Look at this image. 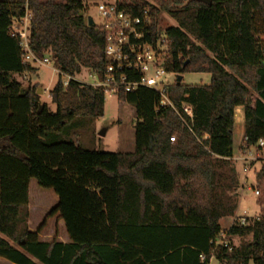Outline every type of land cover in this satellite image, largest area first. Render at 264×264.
<instances>
[{"label": "trees", "instance_id": "obj_1", "mask_svg": "<svg viewBox=\"0 0 264 264\" xmlns=\"http://www.w3.org/2000/svg\"><path fill=\"white\" fill-rule=\"evenodd\" d=\"M115 2L131 16L148 10L151 32L170 40L166 70L208 73L209 83L174 80L166 94L175 110L158 107L151 88L120 93L136 118L131 152L43 143L76 117L102 116L103 90L76 75L85 69L103 76L105 33L88 25L83 0H0V257L14 264H208L214 252L222 264H264V161L254 171L258 215L245 225L220 224L238 205L235 107L243 112L240 150L264 139V0ZM25 7L30 50L58 72L49 90L53 112L46 103L39 109L35 84L13 76L36 71L22 62L18 38L9 33ZM161 12L175 25L159 28ZM183 103L192 108L191 120ZM31 179L57 198L35 229L28 227ZM51 217L66 241L40 238ZM221 233L231 245L233 237L242 240L230 250L216 248Z\"/></svg>", "mask_w": 264, "mask_h": 264}, {"label": "rangeland", "instance_id": "obj_2", "mask_svg": "<svg viewBox=\"0 0 264 264\" xmlns=\"http://www.w3.org/2000/svg\"><path fill=\"white\" fill-rule=\"evenodd\" d=\"M64 1V0H57ZM105 1V0H102ZM87 6L85 12L86 17H91L95 25L100 24L93 1L83 0ZM159 28L175 25L173 19L167 14L160 13L158 15ZM36 68L33 74H13L14 78L21 82L23 86L35 84L36 93L39 95V104L46 103L50 111H55V105L50 101L49 90L58 79V72L53 63L49 61L47 65L34 64ZM62 82L67 77H60ZM76 79L82 82L93 84L97 79L92 76L88 70L82 69L76 75ZM175 79V75L169 72L165 76V80L171 81ZM208 73H184L181 82L186 85L190 84H208ZM237 115V114H236ZM235 116V115H234ZM237 120V116L234 117ZM135 114L133 107L120 101L115 95L105 94L103 114L99 117H76L65 125L60 132L47 133L41 138L43 143H51L54 141H73L84 149L100 150L104 152H131L134 148V125ZM104 131V134L100 132ZM241 150L237 149L236 141H234L233 153L234 157H239ZM235 161L236 170L239 177L240 188L238 189V205L235 215H241L246 212L248 217H256L259 208L256 203V195L254 194V171L258 170L260 163L251 162L249 170L243 171L244 161L233 159ZM28 227L35 229L51 207L57 202L56 195L51 189L40 188L34 179L29 181L28 186ZM234 215V217H235ZM234 217H227L220 221L222 228H228ZM65 231L60 221L56 217L47 219L43 230L40 232V238L49 240L53 237L64 239ZM249 238V237H248ZM247 239V238H245ZM242 238L233 237L231 243L237 246ZM0 264H14L5 258L0 257ZM248 264H254L249 261Z\"/></svg>", "mask_w": 264, "mask_h": 264}, {"label": "built area", "instance_id": "obj_3", "mask_svg": "<svg viewBox=\"0 0 264 264\" xmlns=\"http://www.w3.org/2000/svg\"><path fill=\"white\" fill-rule=\"evenodd\" d=\"M97 7L96 13L100 19L99 26L105 33V44L103 49L107 66L102 77L94 76L97 81L93 86L100 87L105 94L115 95L130 92L138 87H147L155 90L159 96L158 107L169 106L174 108L172 102L166 94V87L174 80H165V76L172 72L165 68V61L170 55V40L165 34H153L151 32V19L147 9L142 10L138 16H131L123 9L117 6L115 0H96L93 1ZM31 19V12L25 7L24 15L14 20L10 27L11 36L17 37L19 47L22 50V62L47 65L49 58L47 56H37L29 48L28 28ZM180 56L177 60H180ZM67 77V76H66ZM69 77L63 82L67 85ZM182 113L190 120L192 119V108L189 104L181 105ZM183 125L186 121L181 117ZM174 141V135L169 137ZM244 161L243 171L247 172L251 162L264 161V139H259L256 148L243 150L239 157ZM254 194L258 195V190L254 188ZM246 212L241 215H235L234 224L245 225L248 222ZM232 221V222H233ZM216 248L227 247L229 250L232 245L226 240L225 234L221 233L214 241ZM205 256H201L204 260ZM208 264H222L215 258L214 252L208 256Z\"/></svg>", "mask_w": 264, "mask_h": 264}, {"label": "crops", "instance_id": "obj_4", "mask_svg": "<svg viewBox=\"0 0 264 264\" xmlns=\"http://www.w3.org/2000/svg\"><path fill=\"white\" fill-rule=\"evenodd\" d=\"M242 107L237 106L234 109V117L237 116V120L234 118V125H233V147H234V141H236L237 149L240 150V145L242 144V138H243V114H242ZM237 114V115H236ZM235 154L233 153L232 158H234ZM62 241H66L64 238Z\"/></svg>", "mask_w": 264, "mask_h": 264}, {"label": "water", "instance_id": "obj_5", "mask_svg": "<svg viewBox=\"0 0 264 264\" xmlns=\"http://www.w3.org/2000/svg\"><path fill=\"white\" fill-rule=\"evenodd\" d=\"M89 1H96V0H89ZM197 1H200V2H203V3H206V4L210 3V0H197ZM87 20H88V25H90V26L95 25L94 22H93V19L91 17H87ZM181 79H182V75L181 74H177L175 76V82L177 84L181 83ZM40 108H41V105H40L39 109ZM100 134H104V131L100 132Z\"/></svg>", "mask_w": 264, "mask_h": 264}]
</instances>
